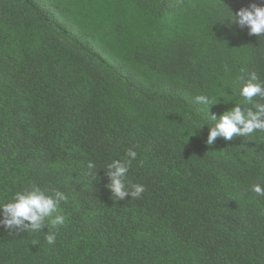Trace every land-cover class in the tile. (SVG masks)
Returning a JSON list of instances; mask_svg holds the SVG:
<instances>
[{
	"label": "trees",
	"instance_id": "trees-1",
	"mask_svg": "<svg viewBox=\"0 0 264 264\" xmlns=\"http://www.w3.org/2000/svg\"><path fill=\"white\" fill-rule=\"evenodd\" d=\"M253 3L0 0V204L65 197L57 228L0 223V264H264V133L207 143L240 77L264 80V36L220 20ZM128 148L145 191L117 199Z\"/></svg>",
	"mask_w": 264,
	"mask_h": 264
},
{
	"label": "clouds",
	"instance_id": "clouds-1",
	"mask_svg": "<svg viewBox=\"0 0 264 264\" xmlns=\"http://www.w3.org/2000/svg\"><path fill=\"white\" fill-rule=\"evenodd\" d=\"M224 19L239 26H247L249 35L264 36V5L253 3L248 7L240 8L235 14L228 8L227 15L220 20ZM240 80L244 81L239 89V95L243 100L236 107L219 116L215 126L209 129L208 145H212L217 137L230 140L234 134L264 133V119H261L264 116V103L257 102L254 99L259 97L264 100V80H261L256 72H249L246 80L243 76L240 77ZM195 99L206 110L211 105L216 104L210 96L204 94L196 96ZM240 104H244L246 110L242 111ZM248 105H251V107H247ZM252 108H255V111H252ZM212 119H215V116ZM88 150L94 156L93 149L88 146ZM127 151L129 159L124 161L112 160L107 165L108 175L111 180L108 188L117 199L123 198L129 194V191L132 197L139 198L140 194L142 195L145 191L142 184L132 185L131 189H129L128 182L131 181L129 168L132 160L136 159L138 152L135 148H128ZM149 152L155 154L150 156L161 167V160L165 158L164 152ZM93 167L94 164H88V168L91 169ZM251 190L258 196H264V184H253ZM57 197L58 199H54L38 189L27 191L26 193H17L11 202L0 204L5 214L4 220L0 221V223H3L8 228L23 226L30 230H38L47 219L52 228H57L65 223V217L59 214V200H64L65 197L62 193H57ZM54 213L56 215H53ZM25 221L29 223L25 224ZM46 240L48 244H54L56 235H48Z\"/></svg>",
	"mask_w": 264,
	"mask_h": 264
}]
</instances>
